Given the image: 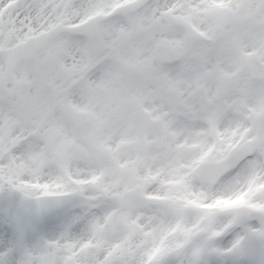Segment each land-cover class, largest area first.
I'll return each mask as SVG.
<instances>
[{
	"label": "snow or ice",
	"instance_id": "snow-or-ice-1",
	"mask_svg": "<svg viewBox=\"0 0 264 264\" xmlns=\"http://www.w3.org/2000/svg\"><path fill=\"white\" fill-rule=\"evenodd\" d=\"M0 264H264V0H0Z\"/></svg>",
	"mask_w": 264,
	"mask_h": 264
}]
</instances>
